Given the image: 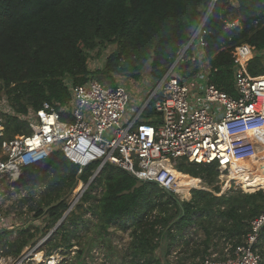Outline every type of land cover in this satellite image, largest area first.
I'll list each match as a JSON object with an SVG mask.
<instances>
[{"label": "trees", "instance_id": "trees-1", "mask_svg": "<svg viewBox=\"0 0 264 264\" xmlns=\"http://www.w3.org/2000/svg\"><path fill=\"white\" fill-rule=\"evenodd\" d=\"M232 1L216 3L208 16L204 39L212 82L234 95L236 47L248 44L254 48L257 55L249 64V71L253 76L264 75V0ZM211 3L212 0H0V102L5 101L12 110L5 114L0 105L5 137L30 134L24 118L44 103L68 105L69 82L81 85L93 78L115 87L118 77L140 80L148 64L151 77L161 80L192 39ZM235 22L238 25L227 26ZM109 45L115 49L103 68L91 71L90 51ZM193 65L181 66L186 68L184 77L197 70V63ZM154 114L150 109L146 117ZM249 154L248 159L235 161L234 171L242 167L232 175L254 193L236 190L215 196L196 190L202 181L208 186L216 185V164L180 160L176 169L168 167L176 192L187 199L190 188L194 189L189 201L156 182L141 181L128 171L107 164L90 184L69 222L78 228L87 227L89 222L82 219L87 211L96 216L100 237L114 226L129 232L130 259L123 264H196L214 252L223 259L226 246L243 244L252 221L264 212V144L258 152ZM93 169L89 167L79 176L78 166L55 151L44 169L25 168L20 186L29 190V196L40 197L37 218L46 215L55 226L70 206L66 196L79 178L88 183ZM250 173L260 175V181L246 183ZM230 184L225 185L223 192ZM99 186L103 187L101 195H92ZM214 189L220 192L219 187ZM91 200L95 203L82 212ZM1 232L0 236L13 233ZM38 235V230H20L9 243L7 253L20 255L37 243ZM57 235L48 242L47 255L73 247L74 233L68 231L67 224L57 229ZM261 241L264 259V229ZM173 252L178 260L170 263L166 256ZM82 255L80 251L79 258Z\"/></svg>", "mask_w": 264, "mask_h": 264}, {"label": "built area", "instance_id": "built-area-1", "mask_svg": "<svg viewBox=\"0 0 264 264\" xmlns=\"http://www.w3.org/2000/svg\"><path fill=\"white\" fill-rule=\"evenodd\" d=\"M218 1L212 0L197 31L166 75L143 91L144 101L134 114L128 115L129 96L123 85L117 82L115 87L106 86L91 78L81 85L68 83L71 94L68 105L46 102L41 109L30 111L24 118L30 134L7 140L5 119L0 115V188L6 181L16 186L26 167L44 164L53 152L59 151L78 166L79 176L87 168H94L88 183L79 178L83 191L78 201L69 206L67 214L73 212L80 197L107 164L171 191L174 189L168 167L176 169L180 160L216 164L219 181L231 183L228 190L234 183L236 190L256 192L246 190L237 179H232V174L242 167L234 171L235 161L248 159L250 152H258L264 144V75L250 73L249 64L256 51L243 44L235 49V94L212 82L204 36L208 16ZM236 25L237 22L227 26ZM187 63H197V70L184 77L186 68L181 66ZM150 109L155 114L147 118ZM196 190L223 195L201 187ZM4 192L0 189V229L8 225L3 210L7 195ZM263 229L264 212L252 221L243 244L235 248L228 244L223 259L209 258L196 264H263L260 252ZM38 254L42 255L40 260ZM56 263L54 253L47 255L37 248L7 258L0 250V264Z\"/></svg>", "mask_w": 264, "mask_h": 264}, {"label": "rangeland", "instance_id": "rangeland-1", "mask_svg": "<svg viewBox=\"0 0 264 264\" xmlns=\"http://www.w3.org/2000/svg\"><path fill=\"white\" fill-rule=\"evenodd\" d=\"M230 2L233 1L230 0ZM114 49H115L114 46L109 45L103 50L97 49L95 51H90V57L88 61L90 70L97 71L98 69H102L106 59L113 52ZM254 55L256 56L257 53L255 52ZM261 56L263 57V66H264L263 52L261 53ZM153 82H155V80L151 77L150 64H148L144 69L140 80H133L128 78L123 79L122 85L126 89L127 94L129 96L128 115L134 114V112L139 109L142 102L144 101L143 91L145 89H149L152 86ZM0 105H2L1 108L4 109L3 113L6 114L7 111L5 110H8L10 113H12L9 104H7L5 101L0 102ZM6 139L9 140L8 138ZM46 166H47V161L44 164H39L34 167L36 169L38 168L44 169ZM234 176L232 175V179L234 178ZM250 176L251 175H249V177ZM258 181H260V178L256 177L255 181L250 180L249 183L254 184ZM228 182L229 181L221 182L218 179V182L214 187L216 186L219 187L220 192H222L223 195H229L233 191H236V189L234 187L235 186L234 183H232L230 190L223 192V188ZM20 183L21 180L16 184V186H11L6 181L3 183V185L0 188L5 191L4 194H7L3 201V210L6 219H8V223H7L8 225H6L5 228L0 229V231H2L1 233H3L4 231L13 232L11 235L5 236L4 234H2L0 236V250L4 251L5 258L9 256L12 257L19 256V255L8 254L7 250L9 243H11L16 239V235L20 230L27 228V229H31L32 231L38 230L39 232V235L36 239L37 243L32 246L31 245L28 246L26 250L24 249L23 251H25V253L27 251H32L36 248L37 251H45L47 253L48 252L47 244L50 241V239L58 236L57 229L61 227V225L67 224L68 231H72L74 233L71 239V243L73 244V247L69 250L58 249L57 251H54V255L56 256V261H57L56 264H78V263L123 264L125 261L130 259L127 250L129 243L131 241L129 232H126L121 228L114 226L108 230L107 234L103 233L102 234L103 236L100 237L96 216H94L91 212H87V211L85 212V210L91 204L95 203V200H91L89 203L84 205L82 210V212L83 211L85 212L82 219L84 221L89 222L87 227L80 226V228H78V226L71 225L69 219L70 217H73V212L71 214H67L69 209H67V211L64 212L63 216L58 220L57 224L54 226L46 218V215L37 218L36 207L38 202L40 201V197L38 195H34L32 197L29 196L27 194L29 190H26L25 187L20 186ZM80 184L81 183H78L77 186L72 190V192L66 196V200H68L70 205H73V203H76L78 201L77 198L79 197L80 192L83 191L84 185L83 184L80 185ZM201 188L203 189L206 188L207 190L209 189L211 191H216L213 188V186H208L203 181ZM93 192L97 194L94 195ZM93 192H91L92 195L98 196L99 193L103 192V187L99 186ZM174 193H176L182 200L189 201L192 198L191 188H190V197L187 199H185V196L182 193H181L182 195L175 191ZM82 197L83 195L80 197V200ZM24 199H26L25 202H23ZM79 203L77 204V206L79 205ZM65 213L67 214L66 217H64ZM42 239L44 240L42 241ZM42 242L44 243V245L40 247L43 244ZM80 251H83V255L81 256V258H79ZM156 255L161 256V254L158 253H156ZM39 257H41V255H39ZM220 257L221 256L219 252L217 253L214 252V254H212L210 258L219 259ZM166 258L167 260H169L170 263H175L178 260V256L175 252H173L171 255H167Z\"/></svg>", "mask_w": 264, "mask_h": 264}, {"label": "bare ground", "instance_id": "bare-ground-1", "mask_svg": "<svg viewBox=\"0 0 264 264\" xmlns=\"http://www.w3.org/2000/svg\"><path fill=\"white\" fill-rule=\"evenodd\" d=\"M250 177H248V178H246V180H245V182L246 183H249V181L251 180V181H255L256 180V177L257 178H260L261 179V176L259 175H255V174H253V173H250ZM254 175V176H253ZM259 182V181H258ZM257 183V182H256ZM255 184V183H254ZM81 185V184H80ZM39 255H41V254H38V257H37V259L38 260H40L41 259V257H39ZM42 256V255H41Z\"/></svg>", "mask_w": 264, "mask_h": 264}, {"label": "crops", "instance_id": "crops-1", "mask_svg": "<svg viewBox=\"0 0 264 264\" xmlns=\"http://www.w3.org/2000/svg\"><path fill=\"white\" fill-rule=\"evenodd\" d=\"M125 77H118L117 78V82L119 83V84H121L122 85V83H123V79H124Z\"/></svg>", "mask_w": 264, "mask_h": 264}]
</instances>
